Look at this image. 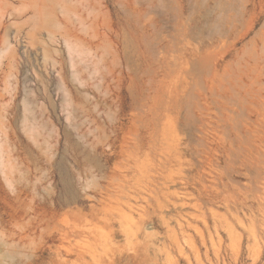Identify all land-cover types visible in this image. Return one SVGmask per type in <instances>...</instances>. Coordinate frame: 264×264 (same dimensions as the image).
<instances>
[{"label":"rangeland","instance_id":"1","mask_svg":"<svg viewBox=\"0 0 264 264\" xmlns=\"http://www.w3.org/2000/svg\"><path fill=\"white\" fill-rule=\"evenodd\" d=\"M0 264H264V0H0Z\"/></svg>","mask_w":264,"mask_h":264}]
</instances>
